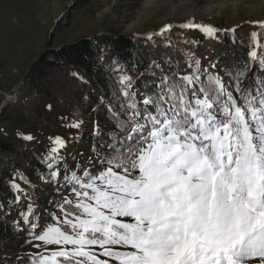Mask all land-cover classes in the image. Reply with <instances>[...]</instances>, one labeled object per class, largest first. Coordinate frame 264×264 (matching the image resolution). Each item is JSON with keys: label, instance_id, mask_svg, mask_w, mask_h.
I'll use <instances>...</instances> for the list:
<instances>
[{"label": "snow or ice", "instance_id": "6c2138e0", "mask_svg": "<svg viewBox=\"0 0 264 264\" xmlns=\"http://www.w3.org/2000/svg\"><path fill=\"white\" fill-rule=\"evenodd\" d=\"M249 23L264 29V20ZM178 27L209 38L222 31L194 18ZM249 56L264 71V51ZM186 63L190 72L162 75L139 100L134 77L114 62L115 103L105 104L112 129L95 121L91 154L79 153L74 167L60 154L67 141L50 137L41 179L71 198L53 203L46 225L34 222L31 204L21 213L42 229L30 235L60 246L33 264H264V81L254 72L243 85L248 64L225 81L192 54ZM17 179L31 181L17 173L9 182L19 202L27 193Z\"/></svg>", "mask_w": 264, "mask_h": 264}, {"label": "rangeland", "instance_id": "374dc122", "mask_svg": "<svg viewBox=\"0 0 264 264\" xmlns=\"http://www.w3.org/2000/svg\"><path fill=\"white\" fill-rule=\"evenodd\" d=\"M82 1L0 0V108L16 86L24 82L29 67L50 45L51 48H59L78 39H92L93 35L108 33L110 30L119 35L144 38L151 33L154 38L161 36L158 33L165 25H172V30L193 18L196 24L211 25L217 29L225 28L233 35L230 31L233 28L238 31L246 25H253L249 21L264 20V0H99L80 8ZM184 29L186 33L183 38H179L185 48L184 53L179 54L174 47L169 49L179 72L191 71L186 59L192 54L194 59H201L202 62L205 60V68H212L211 73L217 74L212 65L215 64L213 53L220 43V37L216 35L215 38H209L202 33L204 39L193 50L191 30L200 29ZM171 30L163 36L169 35ZM253 32L258 34L257 30H252L251 41L243 33L239 36L243 37L246 44L253 42L250 46L252 50L257 51L260 36L258 34L254 40ZM153 55L156 57L155 53ZM249 59L252 60L245 53L236 51L231 58H226L225 62H237L235 66L241 68L244 64H249ZM166 70L167 74H171L169 67ZM21 84L15 92L18 93L17 97L13 99L14 94L3 107L5 109L9 106L11 111L8 119L0 120V134L14 139L17 144L35 149L40 159L47 156L50 148L55 146L50 137L60 136L67 141V148L62 149L60 154L66 156L69 167H74L76 161L81 159L79 153L83 152L84 157L90 155L94 125L83 121L79 130L68 127L71 122L78 120L73 114L50 102L42 101L29 90L19 91ZM30 98H33L35 103H31ZM24 111L33 118L23 117ZM18 134H30L34 139L28 141ZM9 161V158L0 152V169L8 168ZM46 171L32 168L30 173L23 168L9 169L8 177L3 180V184L10 187L9 182L19 173L30 180L31 184L17 179L16 182L21 184L27 194L21 195L20 201L14 207L4 209L0 206V216L5 220L9 219L8 224L20 228L19 233L11 238V250L2 249L0 246V262L15 260L18 264H33V260L38 259V253L50 255L51 251L59 249L60 246L47 245L30 235V232L39 234L42 229H30L21 216L31 204L33 214L37 218L34 222L46 225L52 222L49 212L57 211L53 203L58 202L63 195H69L71 198L67 190L57 191L56 184L46 183L41 179Z\"/></svg>", "mask_w": 264, "mask_h": 264}, {"label": "trees", "instance_id": "16d2710c", "mask_svg": "<svg viewBox=\"0 0 264 264\" xmlns=\"http://www.w3.org/2000/svg\"><path fill=\"white\" fill-rule=\"evenodd\" d=\"M93 1L99 0H83L79 7L89 6ZM62 24L63 22L60 23ZM220 30L222 31L217 33L220 43L215 47L213 59L217 74L228 81L236 76L239 67L235 66L237 62H225L226 58H231L236 51L245 53L247 56L252 51L253 42L246 44L243 37L239 35L243 33L251 41V31L257 30L260 36V47L257 50L259 56L264 51V29L256 25H246L236 30L233 35L229 34V31H223L227 30L225 28ZM185 33L184 28L175 27L169 35L149 40L144 37L119 35L116 31L110 30L101 35L95 34L92 39H78L59 48H51L49 42L47 51H43L29 67L30 71L19 91L29 90L42 101L59 106L78 120L82 119L93 125L95 121H98L101 129L107 132L112 129V122L105 104L115 103L113 93L117 91L116 81L121 74L114 71V62L127 70L125 74H131L134 77L132 90L136 92L139 100H143L145 85H150L153 81L159 83L162 75L167 74L168 67L171 73L178 70L176 60L169 49L174 47L179 54H183L185 48L179 38H183ZM191 33L193 34L191 47L195 50L204 38L202 32L198 30H191ZM200 61L202 68H205V60L202 62L200 59ZM248 65L250 70L243 79V85L248 86L252 82L254 72L264 81V71L260 70L258 64L253 69V60L249 59ZM211 71L212 68L208 69V72L211 73ZM253 87H255L254 84ZM17 94L13 99L17 97ZM30 101L35 103L33 98H30ZM9 111H11L9 106L3 109L0 120L8 119ZM22 115L25 118H33L28 116L26 111ZM0 152L10 160L8 168L0 169V206L7 209L9 206L17 205L14 190L3 184V180L8 177L9 169L23 168L31 173L32 168L40 171H46V168L35 149L17 144L14 139L2 134H0ZM8 221L9 219L5 220L0 216V242L2 243L0 246L5 250L12 249L11 238L20 231L18 226L10 225ZM0 264L18 263L15 260H1Z\"/></svg>", "mask_w": 264, "mask_h": 264}, {"label": "water", "instance_id": "95a60500", "mask_svg": "<svg viewBox=\"0 0 264 264\" xmlns=\"http://www.w3.org/2000/svg\"><path fill=\"white\" fill-rule=\"evenodd\" d=\"M58 22V21H57ZM56 22V23H57ZM29 71H30V69L28 70V72H27V74L25 75V77L28 75V73H29ZM25 79V78H24ZM20 84H21V82H20ZM20 84H18V85H20ZM18 85L16 86V88L6 97V99H5V102H4V104L2 105V107L0 108V113H1V111H2V109H3V107L6 105V103H7V101L15 94V92H16V90H17V87H18Z\"/></svg>", "mask_w": 264, "mask_h": 264}]
</instances>
